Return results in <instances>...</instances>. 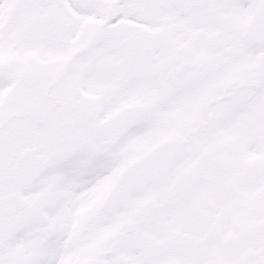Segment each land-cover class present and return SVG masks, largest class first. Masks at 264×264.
<instances>
[{
    "label": "snow or ice",
    "instance_id": "6c2138e0",
    "mask_svg": "<svg viewBox=\"0 0 264 264\" xmlns=\"http://www.w3.org/2000/svg\"><path fill=\"white\" fill-rule=\"evenodd\" d=\"M0 264H264V0H0Z\"/></svg>",
    "mask_w": 264,
    "mask_h": 264
}]
</instances>
